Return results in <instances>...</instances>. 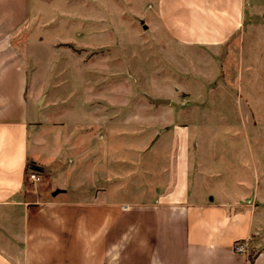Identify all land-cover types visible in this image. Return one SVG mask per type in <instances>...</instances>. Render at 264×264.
Segmentation results:
<instances>
[{
	"label": "rangeland",
	"instance_id": "374dc122",
	"mask_svg": "<svg viewBox=\"0 0 264 264\" xmlns=\"http://www.w3.org/2000/svg\"><path fill=\"white\" fill-rule=\"evenodd\" d=\"M22 35L31 155L43 154L46 172L69 189L61 199L90 196L107 181L103 169L107 186L119 189L116 200H150L149 192L134 191L163 188L175 171L173 134L186 126L191 159L201 157L198 174L211 189L239 176L252 187L257 232L264 213V0H244L241 25L225 47L175 41L159 0H31ZM258 245L264 249V239Z\"/></svg>",
	"mask_w": 264,
	"mask_h": 264
},
{
	"label": "crops",
	"instance_id": "0c3cea01",
	"mask_svg": "<svg viewBox=\"0 0 264 264\" xmlns=\"http://www.w3.org/2000/svg\"><path fill=\"white\" fill-rule=\"evenodd\" d=\"M243 3L159 0V16L178 43L225 47L241 25ZM30 13L31 0H0V264H264L258 245L264 213L255 233L252 187L239 176L234 185L221 181L211 189L198 174L201 157L191 159L186 126L173 134L175 171L163 188L134 191L149 192L150 200H116L111 195L119 189L107 186L110 176L103 169L100 177L107 181L100 179L90 196L61 199L69 189L46 172L39 161L43 154L30 150L28 69L18 43ZM28 158L44 168L34 186L27 184ZM99 163L89 164L92 172ZM17 224L20 234L14 233ZM238 243H245L249 254L236 253Z\"/></svg>",
	"mask_w": 264,
	"mask_h": 264
},
{
	"label": "built area",
	"instance_id": "2783aa9c",
	"mask_svg": "<svg viewBox=\"0 0 264 264\" xmlns=\"http://www.w3.org/2000/svg\"><path fill=\"white\" fill-rule=\"evenodd\" d=\"M28 180L30 182H39L41 181V177L40 175L38 174V172H34L32 171L29 175H28ZM235 251L236 253L238 254H248L249 253V250H248V247L245 243H238L236 246H235Z\"/></svg>",
	"mask_w": 264,
	"mask_h": 264
},
{
	"label": "trees",
	"instance_id": "16d2710c",
	"mask_svg": "<svg viewBox=\"0 0 264 264\" xmlns=\"http://www.w3.org/2000/svg\"><path fill=\"white\" fill-rule=\"evenodd\" d=\"M32 171L42 173L44 171V168L37 161L33 160L32 158H28L27 166H26V173L29 175Z\"/></svg>",
	"mask_w": 264,
	"mask_h": 264
},
{
	"label": "water",
	"instance_id": "95a60500",
	"mask_svg": "<svg viewBox=\"0 0 264 264\" xmlns=\"http://www.w3.org/2000/svg\"><path fill=\"white\" fill-rule=\"evenodd\" d=\"M156 104L162 103L161 101H155Z\"/></svg>",
	"mask_w": 264,
	"mask_h": 264
}]
</instances>
